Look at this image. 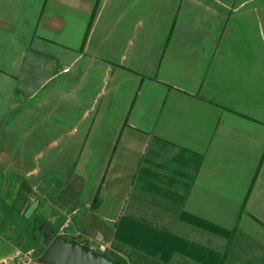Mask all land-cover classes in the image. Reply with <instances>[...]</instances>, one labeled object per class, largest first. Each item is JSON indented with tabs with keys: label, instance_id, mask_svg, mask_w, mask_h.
Returning a JSON list of instances; mask_svg holds the SVG:
<instances>
[{
	"label": "crops",
	"instance_id": "crops-1",
	"mask_svg": "<svg viewBox=\"0 0 264 264\" xmlns=\"http://www.w3.org/2000/svg\"><path fill=\"white\" fill-rule=\"evenodd\" d=\"M138 195L211 250L149 264H264V0H0V264L42 215L126 248Z\"/></svg>",
	"mask_w": 264,
	"mask_h": 264
},
{
	"label": "rangeland",
	"instance_id": "rangeland-1",
	"mask_svg": "<svg viewBox=\"0 0 264 264\" xmlns=\"http://www.w3.org/2000/svg\"><path fill=\"white\" fill-rule=\"evenodd\" d=\"M162 163L163 164H161V166L158 167L159 170L163 169L162 167H165V170H169L171 175H173V177L178 175L176 166H179L181 162H174V163L162 162ZM133 201L135 202L136 206H133L130 209L128 208L126 210L127 214L136 217V219L137 218L142 219L148 223V221H150L151 218V214L149 212L150 210H148L149 197L145 195H138L137 200L134 199ZM29 226H30L29 228L26 227L28 228V230L26 231V234L24 236L25 248L23 250L25 251V254L32 257V260L35 261V258L39 259L41 255V251L43 250V248H45L48 245L50 239L54 235L60 234L61 232L58 233L59 227L56 226V222L54 219H50V217L45 218V216L43 215L41 216V222H39L38 224H34L33 226L32 225ZM93 240H97V239H93ZM110 242H111V248L114 250L112 253L111 251H108V253L109 255H111L112 258H114L116 261H119L121 264H149L148 262L149 255L145 254L144 252L138 253L137 252L138 250L136 251L135 248L133 249L129 248L128 245L126 246V248L123 246L117 247L114 239H110ZM131 259L134 260L136 259L135 261L137 263L134 261L132 262Z\"/></svg>",
	"mask_w": 264,
	"mask_h": 264
},
{
	"label": "trees",
	"instance_id": "trees-1",
	"mask_svg": "<svg viewBox=\"0 0 264 264\" xmlns=\"http://www.w3.org/2000/svg\"><path fill=\"white\" fill-rule=\"evenodd\" d=\"M143 167L140 168V171L144 169ZM191 221H197L200 222L201 225H205L204 221L201 222L198 219H191ZM114 237H116L117 241L123 242L150 256L156 255L158 251L168 252L171 255V253L174 251L177 252L180 249L178 247L180 243H184L187 248L184 252L190 257L194 256V250L196 249L200 250L202 253L205 252L208 254L211 252L209 248L201 247L191 241L189 242L184 237L170 233L167 230L163 231L160 228L152 225L150 226L149 223L138 219L136 220V218L129 215L122 216L118 221ZM112 260L115 259L112 258ZM116 262L120 263L119 261Z\"/></svg>",
	"mask_w": 264,
	"mask_h": 264
},
{
	"label": "water",
	"instance_id": "water-1",
	"mask_svg": "<svg viewBox=\"0 0 264 264\" xmlns=\"http://www.w3.org/2000/svg\"><path fill=\"white\" fill-rule=\"evenodd\" d=\"M39 259L46 264H120L110 255L91 249L79 239L66 238L62 233L50 239Z\"/></svg>",
	"mask_w": 264,
	"mask_h": 264
},
{
	"label": "built area",
	"instance_id": "built-area-1",
	"mask_svg": "<svg viewBox=\"0 0 264 264\" xmlns=\"http://www.w3.org/2000/svg\"><path fill=\"white\" fill-rule=\"evenodd\" d=\"M89 245H90L91 249H93L95 251H98V252H104V253H106L108 255H109L108 251H111V253H112L113 250H114V249L111 248V242L108 239H101L99 241L98 240H94V241L90 242ZM20 254L25 256V258H26L25 264H30V262L33 261L32 257H30L29 255L25 254L24 250Z\"/></svg>",
	"mask_w": 264,
	"mask_h": 264
}]
</instances>
